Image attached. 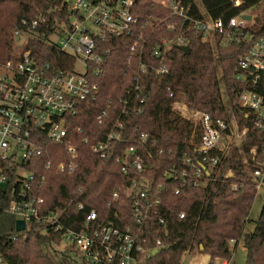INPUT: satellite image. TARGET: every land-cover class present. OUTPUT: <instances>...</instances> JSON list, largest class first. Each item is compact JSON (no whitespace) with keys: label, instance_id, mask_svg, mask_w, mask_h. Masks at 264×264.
Returning a JSON list of instances; mask_svg holds the SVG:
<instances>
[{"label":"trees","instance_id":"1","mask_svg":"<svg viewBox=\"0 0 264 264\" xmlns=\"http://www.w3.org/2000/svg\"><path fill=\"white\" fill-rule=\"evenodd\" d=\"M233 1L182 0L190 6V18L182 21L178 16L170 15V9L156 0H137L134 14L138 21L132 33L95 39L94 51L101 59L86 62L85 76L97 85V89L92 99L80 104L78 114L72 118L71 124L82 128L78 136H86L93 142L102 138L115 121H120L122 136L126 139L119 144L121 148L142 132L155 140L154 145L150 141L146 143L152 160L148 159L151 169L144 175L152 180V191L160 197L167 225L157 235L144 231L147 237L153 238L150 243L157 238L161 240L160 252L145 264H176L190 251L206 252L211 260H231L230 240L235 244L242 242L244 264H264V206L252 231H246L256 191L244 164L252 147H257V154L264 149V129L254 128L252 117L245 118L238 108L242 84L233 77V67L247 50L248 43L231 42L222 46L220 34L214 32L211 39L203 40L193 29L195 19L208 17L226 23L230 17L250 10L253 16L250 30L255 36L264 35V0H239L238 5ZM68 6L67 0H0V66L9 59L16 60L11 53L15 45L12 32L22 18L31 20L40 14L46 15L48 22L39 25L37 31L48 35L54 19H65L70 12ZM178 35L185 38L189 53H184L175 43ZM162 39L171 41V48L159 57L153 56V49ZM134 41L137 45L131 50ZM24 50H30L41 63L63 68H73L78 63L73 55L36 38L30 39ZM141 62L147 66L145 71L139 68ZM160 64L166 65L167 73H154ZM135 85L140 89L134 90ZM178 101L214 118L228 120L233 113L240 129L248 127L243 139L239 143L232 142L225 156L213 152L212 155H219L220 162L205 185L199 188L180 187L179 180L167 177L171 168L179 169L184 155L192 154L201 133L199 125L191 123L173 108ZM102 111L106 116L99 124L96 115ZM41 161L31 160L28 168ZM78 163L79 168L72 176L55 171L36 173L37 178L45 177L44 185L35 184L28 195L42 198V212L65 209L60 223L68 229L79 230L84 213L90 210H95L99 219L121 230L132 226L131 207L122 188L133 175H122L115 156L98 159L88 145H80ZM228 171L233 177L224 179ZM12 180L10 175L0 197L2 206L19 192L18 185L15 191L11 189ZM235 183L239 186L232 189ZM158 185H161L160 189ZM177 187L182 188L180 195L174 194ZM118 189V200L108 205L112 192ZM78 203L84 205V213L76 211ZM179 213H184L183 219H179ZM15 222L13 216L0 209L2 264H91V260L64 247L61 234L53 233L50 225L43 232L46 226L34 222L24 231L16 232ZM57 247L61 249L57 250Z\"/></svg>","mask_w":264,"mask_h":264},{"label":"built area","instance_id":"2","mask_svg":"<svg viewBox=\"0 0 264 264\" xmlns=\"http://www.w3.org/2000/svg\"><path fill=\"white\" fill-rule=\"evenodd\" d=\"M67 1L70 12L65 19H54L48 35L37 31L39 25L48 22L46 15L40 14L31 20L22 18L13 29L12 35L14 38L24 35V43L18 51H11L16 60L9 59L0 66V197L10 175L13 178L11 189L15 191L16 186H19L18 194L6 205H0V209L13 216L16 221H23L25 229L36 222L45 225L43 232H46L50 225L53 233L61 234L64 247L73 249L94 263L145 264L154 256V251L160 252L161 240L157 238L150 243L152 237H147L144 231L157 235L167 225L164 216L166 212L160 197L152 191V180L144 175L151 169L148 159L152 160L146 143L150 141L154 145L155 140H150L149 134L142 132L121 148L119 144L126 139L122 136V123L115 121L102 138L89 142L88 137L78 136L82 128L71 124L72 118L78 114L80 104L88 98L92 99L97 89V85L85 76L87 60L99 62L101 59L94 51L95 39L104 40L110 35H130L138 21L134 14L137 0ZM156 1L169 8L170 15L178 16L182 21L190 18V6L185 5L182 0ZM233 3L238 5L240 1L234 0ZM244 15L251 17L246 19ZM252 17L250 11H246L230 17L226 23L208 17L205 20L195 19L193 29L201 34L203 40L211 39L214 32L220 34L222 46L231 42L248 43L247 50L238 57L233 67V77L242 84L237 106L245 118L249 115L252 117L254 128L262 130L264 35L255 36L250 30ZM86 21L91 22L95 29L87 27ZM169 27L173 29L172 25ZM32 38L40 39L48 46H56L73 55L78 63L73 68L41 63L31 55L30 50H24L26 43ZM174 41L179 46H187L182 35L176 36ZM136 45L137 41H134L130 49L133 50ZM171 46V41L162 39L153 49L152 55L159 57ZM79 63L82 66L80 70L77 68ZM139 68L145 71L147 66L141 62ZM167 72L165 64H160L154 70L155 74ZM133 89L140 88L135 85ZM173 108L191 123L199 125L201 133L192 154L184 155L179 169L171 168L167 177L170 180H179L180 187H202L220 162L219 155H212L213 152L218 151L225 156L230 144L239 143L248 127L240 129L233 113L228 120L214 118L207 112L189 109L181 101L174 103ZM105 116V111L96 115L99 124ZM80 145H88L92 154L101 160L115 156L120 173L124 176L133 175L122 188L131 207L132 226L121 230L99 219L95 210L84 213V205L78 203L76 211L84 213L82 226L79 230L68 229L60 223L65 209L42 212V198L28 195V192L34 190L35 184L44 185L45 177L42 175L37 178L38 172L55 171L67 176L74 175L79 168ZM35 159L42 161L28 168L29 162ZM244 164L250 184L257 194L264 187V149L257 154V147H252L249 159H245ZM231 177L233 174L228 171L224 179ZM238 186L235 183L232 189ZM160 188L161 185H158V189ZM119 193L120 189L112 192L108 205L118 200ZM181 193L182 188H174L175 195ZM178 217L183 219L184 213H179ZM230 243L235 244L233 240ZM228 263V260L209 258L206 262L193 260L189 264Z\"/></svg>","mask_w":264,"mask_h":264},{"label":"rangeland","instance_id":"3","mask_svg":"<svg viewBox=\"0 0 264 264\" xmlns=\"http://www.w3.org/2000/svg\"><path fill=\"white\" fill-rule=\"evenodd\" d=\"M250 11V10H249ZM250 14L252 12L250 11ZM86 26L89 27L90 29H95L94 26L91 24V22L86 21ZM25 40V36L21 35L15 38V45L12 47V52L18 51ZM81 63L78 64L77 68L80 70L82 66L80 65ZM80 65V66H79ZM264 206V187L261 188L256 194L255 200L253 202L249 218L250 222L246 226V231H252L254 227L255 221L258 219L259 213ZM236 245V246H235ZM243 244L241 241H238L237 244H231L229 242V248L230 251L232 252V258L231 260H228V264H244L245 261V252L243 251ZM57 250L61 249V247H57ZM208 253L206 252H201V251H192L189 252L188 254L183 255L180 260L176 264H189L190 261H204L206 262L207 259H211Z\"/></svg>","mask_w":264,"mask_h":264},{"label":"water","instance_id":"4","mask_svg":"<svg viewBox=\"0 0 264 264\" xmlns=\"http://www.w3.org/2000/svg\"><path fill=\"white\" fill-rule=\"evenodd\" d=\"M243 17H245L246 19H250V15H244ZM180 49L184 51V53H189L190 48L189 46H180ZM25 229V225L24 222L21 220H17L15 222V231L16 232H22ZM200 250H202V248H200ZM159 251H154L153 255H156ZM91 264H94V261H91ZM95 264H100V263H95Z\"/></svg>","mask_w":264,"mask_h":264}]
</instances>
